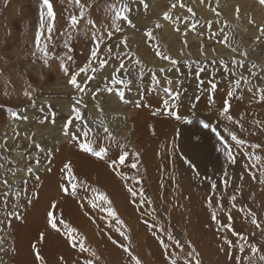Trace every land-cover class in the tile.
Here are the masks:
<instances>
[{"label": "rangeland", "instance_id": "374dc122", "mask_svg": "<svg viewBox=\"0 0 264 264\" xmlns=\"http://www.w3.org/2000/svg\"><path fill=\"white\" fill-rule=\"evenodd\" d=\"M107 1L108 2H104L106 4L108 3L107 9L105 6L92 9L98 1H86L87 4L84 8L85 16L83 20L79 21L78 29L72 28L69 24V20L65 24L60 21L53 28L51 39L49 40L47 39L49 35L47 28H44L40 43L41 45L46 43L49 47L50 53L54 56V58L50 59L48 66L55 67L56 72L59 73L61 58L65 57L64 50H67V48L64 47L65 42H67L71 48L82 46L81 44H93L89 42L88 39H92L94 31L93 29L87 30L85 26L88 24L87 21L89 19L95 22L105 21L108 9L111 6L110 1ZM126 1L127 0L124 2L131 6V12L129 13L130 18L146 28L148 32L158 33L153 26L155 24H159L160 26L164 24V19L162 17L164 13L162 14V12H160V17L151 18L147 11H142L143 5L139 4L137 0ZM157 1H159L158 4L161 3V0H154L152 2L156 5L155 3H157ZM175 1L176 2L173 3L174 5L177 4V6H172V8L178 10L177 8L183 6L186 0ZM242 1L241 4H245V7L249 8L251 6L256 8L259 13L261 12L264 14V5H262V7L259 0ZM50 2H52V0H50ZM83 2L85 3L84 0H81V3ZM54 3L56 5H63V8H61V6L58 7V10L61 11V19L64 18L68 12L76 13L79 17L80 9L76 5L75 0H54ZM145 3L149 5L148 0H145ZM256 4L260 5L257 6ZM41 5L42 0H27L24 2L0 0V12L13 14L11 17L16 19L15 22H11L6 17H0V32H3L5 31V28H8L16 33V39L12 41L7 40L5 46L7 49L8 47L11 49V55L14 53L16 56L20 57V55L24 53V57L32 66L44 64L43 61L38 58V55H32V53L36 51V33L40 31L39 19H41ZM132 7H134L133 12ZM164 8L172 17L173 13L171 12L170 7L165 6ZM156 9L157 8L155 7V10ZM187 9L193 8L188 6ZM224 12H230L229 8L225 5ZM191 13L197 17L202 16V14L195 12L194 9ZM248 17L253 20L252 15H249ZM226 18L227 17L214 18L212 16L208 21L203 22V26H205L206 29L211 30L214 24H218L219 29L217 31L221 33V30H227L230 27V23ZM174 19L181 20L180 22H182L183 16L179 18L172 17L171 20ZM29 20L32 23V27H29ZM167 22L172 21L169 20ZM174 24L177 25L176 23ZM198 25L199 22L197 21L192 24V27L196 29L201 28ZM263 26L264 25L260 26L262 28L258 29L257 44L259 48L264 49V45L262 44V40L264 39V35H262V30H264ZM242 29L243 28H241L240 31H242ZM247 29H249L248 26H245L244 30ZM163 30L164 29L161 31ZM206 33L204 32L200 35L194 33L192 35L193 37H189L187 40L195 41V37H197L204 38L206 43L211 46L214 44H225V42H216L215 39L208 38ZM185 34H189L186 29ZM245 35L248 36L249 34ZM126 37L141 39L142 33L131 30ZM105 39L109 40L107 36ZM113 40L114 38L111 37V41ZM196 42H199L200 44L201 40H197ZM192 44L195 45L196 43L192 42ZM23 48L26 50L25 52L20 51ZM238 48L239 47H237V49ZM13 49H15V51ZM228 53L229 51H224L223 54ZM71 55L73 60H71L70 63L74 66V60H76L75 68L80 69L81 67L87 66L79 56L76 54ZM161 69L162 68L154 70L151 74L152 77L146 75L149 73L147 72L149 69H147L146 72H144V70L142 71L143 76L140 75L141 70H138L137 73L134 72L132 74L133 77L129 79L132 80V84L129 86L130 90L125 89V91L129 92L132 99H135L136 94L140 92L139 97L143 96L141 98L142 102H149L151 106H155V99L148 98L147 94L156 86L154 82L159 79L158 77L160 74L168 75L170 72L165 68H163L164 72L161 71ZM180 69L177 67L176 70H178V72L176 71L175 74L173 73V76H170V78L169 75H164L165 78H169V81H172V84L167 88L173 89L171 94L165 93L164 95H161L164 98L170 97L167 99L170 100L167 108L163 103L164 100H162L160 104L157 103L159 105V107H157V112L158 114L159 112H163L161 117H165V119L168 120V127H161L160 130L157 131L156 129L159 128V125H148L150 126L149 129H144L145 133L143 131L140 136L137 130L133 127L134 124L132 119L134 118L131 116L130 112V110L133 109V103L136 102V100H131V102L126 103L127 106H129H126V108L120 107L118 105L119 103L116 104L120 113L132 118L129 120V123H131L129 124V127L134 128L135 132L138 133L136 138H134L135 141L131 140L129 135H127L128 138L135 145L137 143L144 145L142 147V152L136 147H134L133 150V148L129 147L132 145V142L130 141L128 143V139L119 134L120 136L118 135V138L120 140H125L126 142L122 152L127 150L129 152V157L126 158V166H118L117 171L122 170L127 176L136 177V179L140 180L142 182L140 187L144 189L146 197L150 199L152 203L144 204L142 207L139 204L133 203L132 197L127 192V187L132 186L131 183L122 180L121 177L116 175V173L108 166L107 170L112 174L111 176L109 175L110 182L106 180L104 175L101 176L100 182H98L95 170L82 159L85 155H80L81 158H78V160H80V168L82 169V181L88 185V188H78L79 194L76 198L68 197L63 192L60 193L56 191L55 200L53 198L54 192L53 197L51 198L54 201H50L51 199L46 200V194L47 197L48 195H52V191H49L46 188V182L54 181L53 175L57 172V170H55L54 173L48 171L45 174H38L37 176L30 178V180L32 179L31 183H34L31 188L34 191V194L30 198L29 196H25V193H22L25 187L21 189L22 191L17 188L16 191L10 194V196H14V194L19 191L17 192L19 195L16 194L19 199L18 202L23 198H27L26 202L23 203L24 205H17L14 203L13 206H15V208H3L0 205V216L2 217L0 220V247L3 251L0 254L2 255L3 253H6L9 257L7 262L4 263L2 262L4 257L0 256V264H16V257L23 258H21V260L18 259V264H33L29 256V253L31 252L35 253L34 256H32L33 261L35 260V264H41V261L36 259L37 250H39L40 255L43 257V264H53V262L54 264H83L84 258L88 256L89 253L81 254L78 247L75 249L71 248L67 241V237L63 235V232L57 233L55 230L51 229L49 225L46 226L45 224L47 222V213L52 210L51 205L53 203L57 206L54 213L57 219L63 218L66 223L74 227L78 233L85 238L86 247L93 250L99 257L97 264H134L132 257L138 258L141 261V264H170L172 259H176L177 264H184L186 259H191L193 264H195L196 259H199L201 264H264V260L260 259L261 256H264V182H262L264 181V177H261L260 175L261 171H264V124H254L251 117H248L247 114H238V112H229L228 114L234 118V121H239L240 123L229 122L227 119H223L225 118L224 116L223 118H220L219 115L218 120L216 121L213 118L214 116L210 117L209 115L200 112L198 114L197 112L192 113L187 117L189 120L192 118V123H186L185 119H183L184 121L182 120L178 122V124H181V127L190 126V124L196 125V127L184 130L181 129V127L179 128V126H175V129H172L171 119L173 116H168V112L175 111L180 116L182 115L180 113L179 99L175 98L176 93L179 94V98L181 94H185L186 96L190 89L189 85L191 83L194 85V81L199 85L197 84L195 87L198 95H196L192 103H194L195 99L198 97L205 96L209 92L210 94H212V92L220 93L216 80L213 83L216 85L215 89H213L211 85L207 84L206 86L204 82L200 81L199 78L203 72L199 71L198 75L196 73L194 75L196 80H194L192 76L191 81L189 79V72H186V69H183V67H180ZM225 69L230 73L229 67H225ZM96 72L94 74L90 73L89 76H96ZM101 75L103 79H105L109 74L102 72ZM213 75L214 74L212 73L210 76ZM51 76L55 78V76ZM145 77L150 81L146 80ZM153 77H155V80H153ZM126 78L125 80H128L129 77ZM257 78L258 80H261L259 75ZM98 80L99 78L97 77V81ZM78 82L80 83V81ZM91 82H95L94 79H92ZM225 82L228 85L227 89H230L229 83L227 81ZM175 83L177 84L175 85ZM88 84L91 85L87 79L81 83L82 87ZM93 85L85 89L84 92H79L83 94L82 97L85 99L92 97L91 99H93V96L91 95L92 91L95 90ZM150 85L152 88H149ZM103 87L104 86H100L99 88ZM207 88H211V91ZM134 90H137V92L131 96V93ZM241 91L248 92L249 90L243 84L239 86L236 85L233 90L234 98L228 95L227 100L225 96V99L223 98L221 101H223L224 104L227 101L228 104L234 108H237V104H240L241 102L249 104L252 100V97H250L252 94L248 92L244 97ZM47 96L50 97L53 95L48 94ZM257 98H260V96ZM66 100L67 99L64 98V96L60 99L61 103ZM95 102L96 100H93V103ZM204 106H206V103ZM30 109L32 110V107L24 109L25 114H35L36 111L34 110L31 112ZM115 114L117 113L115 112ZM155 118L156 117H154V119ZM94 120L95 119H91V121ZM198 120L208 121L213 126H219L218 131H220L221 134L226 132L225 128H227L229 131L235 132L238 137L247 141L243 146H235L234 142H231L230 137H227L224 133L222 134L233 145L231 151L235 157V163L226 159L216 135L210 130L202 128L200 123H198ZM150 122L156 123L155 121ZM105 124L111 125V128H115V125L111 124V119L108 117L105 118ZM241 124L243 125L242 128L240 126ZM62 127L63 126L60 125V127H54L53 129L56 128L57 130L55 129V131L60 130V135H62ZM169 129H172L170 132L171 135L168 134ZM55 131L48 133L45 140H49L53 136L55 138ZM133 131V129H130L129 133ZM46 134L47 130H44V135ZM93 136L96 137L95 135ZM167 138L168 142L166 143ZM102 144L107 147L105 142H102ZM252 144H259L262 147L252 149L250 147ZM146 145H148V149L145 148ZM40 152L43 151H38V153ZM136 152L138 154L140 153L138 158L132 156V153ZM245 152H253L256 156L261 157V161L256 163L255 168L251 167L254 160L244 156L243 154ZM143 153L145 154L143 155ZM162 153H164V156ZM64 154L66 153H63V158L65 157ZM35 156L36 155L32 157ZM54 156L55 155H53L52 158H54ZM89 159L94 161V159L90 157ZM186 160L191 162V167L189 166V163H185ZM133 161L137 163L136 169L130 168V164ZM68 162H71V160H67L64 163ZM103 165H105L104 162ZM4 172L6 173H3L5 174L3 180L8 181L10 177L7 174L13 175V173L7 171ZM61 174L63 173L61 172ZM253 174L255 178L253 177ZM41 175L42 177H40ZM57 178H60L59 175ZM225 180H227V184H225ZM10 183L14 184L15 179H10ZM213 183L216 185L215 188L212 187ZM29 184L24 183V186H28ZM3 186L5 187L4 183L0 188H3ZM92 188H96L100 192L108 195L112 202L113 209L124 222L121 231L126 232L129 239L125 240L120 236L119 232L115 230L120 226L115 225L114 222L110 221L106 212H101L99 207L94 209L88 204V200L96 195L91 191ZM1 190L2 189H0V192ZM137 191H139V188H137ZM233 196L236 197L234 202L232 200ZM80 198L83 199L79 200ZM59 201H62L60 207L58 205ZM209 201H211L212 207H209ZM153 209H155V211H153ZM13 211L17 215H9V212ZM213 212H215L217 217L215 221L211 218ZM249 212L254 214L259 227L257 224L252 223L253 216L249 215ZM66 214H70L71 217L64 218L63 215ZM229 215L231 216V219H229ZM153 216L156 217L155 220L152 219ZM146 221L147 223H145ZM110 223H112V227H109ZM149 225H155V227H150ZM228 225H231V228H229ZM161 228L166 229L167 232H171L175 239L181 241L183 247H176L173 241L168 239L166 233L161 231ZM233 232H235L236 235H233ZM41 233L44 234L43 239H41ZM3 235L4 238H2ZM109 236H111L112 239L117 240L118 243L113 244L109 239ZM158 237L168 244L169 247L167 250L162 247ZM225 238L232 241L233 247H228V245L225 244ZM56 240H58V242ZM121 241L123 247L120 244ZM51 244L54 245L52 246ZM189 244H191V247L188 246ZM241 245L244 248L243 252L240 251ZM252 246H255L258 251L253 253L251 251ZM124 247L129 249L132 253V257L124 251ZM222 247L224 248V251H221ZM19 248L22 249L23 252ZM193 248L199 255L189 257L187 253L191 252ZM168 253H172L173 255L169 256Z\"/></svg>", "mask_w": 264, "mask_h": 264}, {"label": "bare ground", "instance_id": "6f19581e", "mask_svg": "<svg viewBox=\"0 0 264 264\" xmlns=\"http://www.w3.org/2000/svg\"><path fill=\"white\" fill-rule=\"evenodd\" d=\"M13 1L24 2L27 0ZM97 1L98 2L95 3L92 9H97L101 6H105L106 9L108 8V3H104L108 2L107 0ZM109 1L111 5L115 4L117 7L120 6V0ZM124 1L125 0H123V2ZM148 1L149 5L147 10L142 7V11H147L151 18L160 17V12H162V14L166 12L164 7L168 6L170 7L171 12L173 13L172 17L179 18L183 16L182 22H180L181 20L179 21L177 19H174L170 20L172 22H167L164 20V24L160 27H156L157 24H155L153 27L158 33L151 32L152 37L146 36V33H148V31L139 23L133 21L135 27H130L126 22H124L122 25V31L115 33L112 36V38H114L113 41H111V39H105L100 45L101 49H103V46L104 49L101 50L99 53V60L92 58L90 55L91 50L95 47L97 43V41H95L93 37L92 39H88L89 42L93 43L92 45L81 44L82 46L71 48V54H76L77 56H79L80 59L85 63V65L88 66V71L82 73L78 77V81H80V83L84 82L86 80V77L89 76L90 73L94 74L97 71L96 76H94L95 82L89 81V83L91 85L94 84V89L100 86H104V84L108 83V81L106 79H103L101 75L102 72L108 73L109 75L113 74L114 70H118V61L121 58L123 59V62L125 63L128 69V72L131 73V75L125 73L122 76L124 80L126 77H129L128 80L131 79L133 77L132 74L134 72L137 73L138 70H141V72L144 70V72H146L147 69H149L147 71L149 73L146 75L152 77V72L159 68H165L170 71L168 74L170 78V76H173V73L175 74L176 71L178 72V70H176L177 67L179 69L180 67L186 69V72H189V79L191 80L193 76L194 80H196L194 75L197 73L199 67L200 69H204V71H201L203 73L199 78L200 81L204 82L207 86V84L212 85L216 80L220 89V93L212 92V94H210L209 92L205 96L198 97L197 99H195V102L192 103L196 95H198V92L195 89L198 83L196 81L193 82L194 85H192L191 83L189 85L190 89L186 96L185 94L180 95L178 102H180V113L182 114V119L177 120L173 116L171 119L172 129H175V126H179L180 128L181 124H178V122L182 121L184 118H187L192 113L198 112L199 114L200 112L209 115L210 117L214 116L213 118L216 121L218 120V115L220 118H223V116L221 115V111L225 104L221 100L223 98L225 99V96L227 100L228 93L231 91L232 95L230 97L234 98L233 90L236 86L237 80H240V85L243 84L249 90L248 92L252 94L250 96L252 97V100L249 104H245L244 102L237 104V108H234L230 105L229 112L247 114L248 117L252 118L254 124H256L257 122H259L257 124L260 125L264 124V71H262V69H264V49L259 48L257 44V36L259 33L258 29L262 28L260 26L264 25V14L261 12L259 13L256 8H253L251 6L249 8L245 7V4H241L243 2L242 0H184V5L179 6L177 8L178 10L172 8V6L174 5L173 2H176L175 0H161L160 4H158L159 1H157V3H155L156 5H154V2H152L154 0ZM51 3L53 4V10L55 14L54 21H52L53 28L60 21L64 22L65 24L69 20L71 15H76V13L68 12V14H66L65 17L61 19V11L58 10V7L61 6V8H63V5H56L54 3V0H52ZM224 5L229 8V13L224 12ZM256 5L259 6L260 4ZM176 6L177 4L175 5V7ZM188 6L192 7L195 12L202 14V16L197 17L196 15L192 14L191 12L193 11V9L189 11V9H187ZM155 7L157 8L156 10ZM133 10L134 7H132V12ZM43 11L45 25H47V23L49 22V18L47 17L46 8ZM112 14L113 13L111 11L110 6L105 21L96 22L95 28L90 24H87L85 28L87 30L93 29L96 35H105L106 37V31L114 32V29L111 28ZM12 15L13 14L10 13L0 12V17H6L11 22H15L16 19L12 18ZM249 15H252L253 20L249 19ZM212 16L214 18L227 17L226 20H228V22L230 23V27L227 30H221V33L217 31L219 29L218 24L213 25V27L211 28L212 31L206 29L205 26H203V22L208 21L210 18H212ZM39 20L41 21V19ZM197 21L199 22L198 26L201 27L199 29L192 27V24L194 22L196 23ZM174 23H176L177 25H175ZM28 24L29 27H32V23L30 22V20L28 21ZM185 25H187V27H185ZM245 26H248L249 29L244 30ZM45 27L47 28V26ZM75 28L78 29V25ZM241 28H243L242 31H240ZM162 29L164 30L161 31ZM185 29L189 32L188 35L185 34ZM131 30H133L134 32L142 33V38L135 39L131 37H126V35L129 34V31ZM204 32L208 35V38L215 39L216 42H225V44L221 43L214 44L211 46L210 44L206 43L204 38L197 37H195V41L187 40L189 37L192 38V35L194 33L196 35H200ZM245 34L249 35L247 36ZM15 39L16 33L11 29L5 28V31L0 32V187H2L3 185V176L5 175L3 173H6L4 171L12 172L13 175H7L10 177V179H15L14 184H11L9 179L8 184L5 185V187L3 186V188H0L2 189L0 192V205L3 208H15V206H13L14 203H16L17 205H21L26 202L27 198H23L20 200V202H18L19 199L17 198L16 194L19 191L14 194L15 197L10 196V194L16 191L17 188L21 190L23 189V187H25L23 191L21 190L22 193H25V196H29V198L33 196L34 191L31 188L34 183H31L32 179L30 180V178H33V176H37L38 174H45L48 171H52V173H54L55 170H57V172L53 175L54 181L46 182V188L49 191H52V195H48L47 197L46 194V200L51 199L53 197V192V198L55 200V192L58 191L61 193L60 184L63 182V178L65 175V173L62 171L63 166L65 164L64 162H66L67 160H71V165L74 172L77 174L78 179L82 181V169L80 168V160H78V158H81L80 155H85L82 157V159L85 160L86 164H89L93 167L97 174L96 178L98 182H100V178L102 175H104L106 177V180L110 182L109 179L112 174L109 170H107V164L105 163V161L96 159L95 157H92L89 154L83 153L79 150V148L75 147L72 142H70L66 137H64L63 134L60 135V130L55 131V129L60 127V125L63 126V123L69 115L71 107L76 103L77 100L81 101L80 110L85 116V122L88 123V126L92 129V131L89 133L90 137H94L93 135H95L96 138H99L100 142L102 141L107 144V147L109 148V157H117V155L121 154L122 150L125 147L126 142L125 140H120L118 138L119 134L124 138H127L129 143L131 140L135 141L134 138H136V135L138 133L141 136L144 129H149L150 126L148 125H159V128L156 129L157 131H159L161 127H168V120H166L165 117H161L163 112H159L160 115L157 112V107H159L158 104H160L162 100L170 98H164L161 96L165 94L164 89L169 86V78H165V76L168 75L160 74L159 72V79L154 82L156 86L153 87V90H147L149 91L147 97L155 99V106H151L149 102H142L141 98L143 96L139 97L140 92L136 94L135 99H132L130 97L129 92L126 91V99L129 102H131V100H136L139 101L142 105L140 107H137L136 103H133V109L130 110L131 116L134 118L132 119L120 113V111L117 109L116 104L119 103L118 105L123 108H126L127 104L119 101L118 98L114 95H108L106 93L103 95L98 94V98L91 99L92 97H90V100L88 98L85 99L84 97H82L83 94L79 93L80 91H78L75 87L71 86L70 84L67 85L69 76H66L64 74L60 66L59 73H57L56 68L52 66H46L44 64L32 66L30 62L27 61L24 57V53H22L20 57L16 56L13 52V54L11 55V49L9 47L8 49L6 48L5 42L7 40L12 41ZM125 39L127 40V47H124L122 44V41H124ZM197 40H201L200 44L199 42H196ZM192 42H195L196 44L194 45L192 44ZM262 44L264 45V39L262 40ZM105 45L114 49L110 56L107 55V49L105 48ZM237 47L239 48L237 49ZM233 49H235V51H233ZM13 50L15 51V49ZM222 50L229 51V53L223 54L224 51ZM20 51L25 52L26 50L23 48ZM64 51L65 53H67L68 49H65ZM157 51H160L170 56L172 59L177 60L178 64L175 66L176 68L170 65L169 60H163L159 56H156L155 53ZM117 53H119V56L117 55ZM244 53H246V55H244ZM104 59L108 60V64H106L104 68H100L99 63ZM137 59L141 61L139 65L135 63ZM129 61H131V63H129ZM221 61H223V63H221ZM235 61H240L241 64H237L235 63ZM64 62L69 66L71 73L78 72L79 68L74 67L76 64V60H74V66L70 63V61H67L66 58L64 59ZM254 64L256 65V67H253ZM226 66L229 67L230 73L226 71ZM93 68L95 69V71H93ZM119 71L123 72L124 70L119 69ZM212 73L214 75L210 76L212 75ZM253 73H255V75H253ZM51 75L55 76V78ZM258 75L261 80H258ZM97 77L99 78L98 81ZM145 78L146 80H149L147 77ZM157 81L159 83H157ZM225 81L229 83L230 89H227L228 85ZM176 84L177 83H175V85ZM150 87L151 85L149 86V88ZM207 89L211 91V88ZM26 92L30 93L32 98L31 100L29 99V96L25 95ZM136 92L137 90H134L131 93V96ZM248 92L241 91L244 97ZM48 94H52L53 96L49 97L47 96ZM63 96L67 100L62 102V104L60 99ZM259 96L260 98H257ZM93 100H96V102L93 103ZM168 101L170 102V100ZM205 103L206 106H204ZM49 105L51 106V108L49 107ZM85 105H87L86 108ZM97 105H99L100 107H96ZM28 107H32V110L30 109V111L33 112L35 110V114H25L24 109ZM101 108L103 109L102 111ZM10 109L23 113V115L28 117V119H13L10 115ZM41 109H44V111H42ZM53 110L55 112L54 124L50 120H45V117H49ZM115 112L117 114H115ZM107 117L111 119V124H114L115 128H111V125L105 124V118ZM154 117L156 118L154 119ZM91 119L95 120L91 121ZM130 119L133 120V127L137 130L138 133L135 132L134 128L129 127V124H131L129 123ZM150 121H155L156 123H152ZM54 127L56 128L53 129ZM105 127L108 129V132L104 131ZM193 127H196V125L190 124V126H182L181 129H192ZM130 129H133L134 131L129 133ZM172 129L168 130V134H170ZM44 130H47L46 135H44ZM54 131V135H56V137L54 138L53 136L49 140H45L48 133H52ZM223 133L224 135L229 137L227 132ZM109 134L111 138H108ZM127 135H129V138L131 140L128 138ZM168 138L166 140V143L168 142ZM37 144L41 145V147L45 150L43 152L38 153V151L41 150L35 147V145ZM4 145H6V147ZM143 146V144L137 143L135 145L132 142V145L129 147L133 148V150L134 147H136L142 152ZM147 146L148 145L145 146L146 149H148ZM63 153H66L64 154V158L62 157ZM144 154L145 153H143V155ZM162 154L164 156V153ZM34 155L36 156L32 157ZM53 155H55L54 158H52ZM89 157L94 159V161L90 160ZM37 160H39V163L36 162ZM103 162L105 165H103ZM28 167H32V175L28 174ZM61 172L64 175L61 174ZM58 175L60 177L59 179L57 178ZM40 177H42V175ZM25 180L27 181L26 183H30L28 186H24ZM81 199L83 198H80L79 200ZM54 200L51 199L50 201ZM61 203L62 201H59V207ZM63 217L65 218L71 216L70 214H66L63 215ZM1 219L2 217L0 216V220ZM45 224L46 226H48L47 222ZM2 238H4V235L2 236ZM56 241L58 242V240ZM1 249L2 248L0 247V253L3 252ZM20 250L22 251V249ZM34 254L35 253L32 252L29 253L30 259L32 260L33 264H35V260L33 261L32 259V256H34ZM0 256L4 257V260L2 262L6 263L9 258L8 255L6 253H3L2 255L0 254ZM21 258L22 257L15 258V260H17L16 264L19 263L18 259L21 260Z\"/></svg>", "mask_w": 264, "mask_h": 264}, {"label": "snow or ice", "instance_id": "6c2138e0", "mask_svg": "<svg viewBox=\"0 0 264 264\" xmlns=\"http://www.w3.org/2000/svg\"><path fill=\"white\" fill-rule=\"evenodd\" d=\"M137 2L141 5H143L144 9L147 10L148 4L145 3V0H137ZM259 2L261 5H264V0H259ZM75 3L79 7L80 12H79V17L77 15H74V14L70 16L69 24L72 28L77 27L79 21L83 20L84 16H85L84 8L86 6V0H85V3H81V0H75ZM173 7H175V5H173ZM45 8L47 10V17L49 18V22L47 23V25H45V21H44V11L43 10ZM111 11L113 13L111 16V28L114 29V32L113 31H106V36L109 40L111 39V37L115 33L122 31V25L124 22H126L128 24V26H130V27H135V24L129 15V13L131 12V6L128 3H125V2H123V0H120V6L119 7H117L115 4L111 5ZM189 11H191V9H189ZM40 16H41L40 31H38L36 33V51L33 52L32 55L33 56L38 55V58L41 59L43 61V63L47 66V65H49L50 59L54 58V56H53V54L50 53L48 45L46 43L44 45H41L40 41H41V37L43 35V30H44L45 26H47V31L49 34L47 39H49V40L51 39V33L53 30L52 21H54L55 14H54V10H53V4L50 2V0H42ZM163 19L165 21L171 20L172 19L171 14L169 12H164ZM87 23L92 25L94 28L96 26V22L91 20V19H89L87 21ZM157 27H160V25L157 24ZM185 27H187V25H185ZM262 35H264V30H262ZM146 36L152 37V33L148 32V33H146ZM93 39L95 41H97V43H96L95 47L91 50L90 55L92 58L99 60V53L101 51L100 45L105 40V35H96L94 33ZM122 44L124 47H127L128 46L127 40L125 39L124 41H122ZM64 47L68 49V52L65 53L64 58H61L60 67H61L62 71L64 72V74L66 76H69L68 84L75 87L78 91L84 92L85 89L87 87H89V85H85L84 87H82L81 83L78 82V77L82 73L87 72L88 68H87V66H84V67H81L78 72L71 73L69 66L64 62V59L66 58L67 61L73 60V57L71 55L72 49L67 42H65ZM105 48L107 49V55L110 56L114 49L111 47H108L107 45H105ZM233 51H235V49H233ZM117 55L119 56V53H117ZM155 55L159 56L163 60H169L170 65L172 67H175L178 64L177 60L172 59L170 56H168V55H166L160 51H157L155 53ZM244 55H246V53H244ZM129 63H131V61H129ZM135 63L139 65L141 63V61L139 59H137L135 61ZM221 63H223V61H221ZM235 63L241 64L240 61H235ZM106 64H108V60L104 59V60L100 61L99 67L104 68ZM253 67H256V65L254 64ZM226 68H227V66H226ZM119 69H122L124 71L120 72ZM163 70L164 69L162 68L161 71H163ZM169 70H171V69H169ZM93 71H95L94 68H93ZM199 71H204V69H200L198 67L197 75L199 74ZM262 71H264V69H262ZM125 73H127L128 75H131V73L128 72V69H127L125 63L123 62V59L121 58L118 61V70H114L113 74H110L108 77H105V79L108 81V83H105L103 88L97 87V89L92 91L91 95L93 96V98L94 99L98 98L97 94L103 95L106 93L108 95L116 96L118 98V100L123 102V103H129V101L126 99L125 89L130 90L129 85L132 84V81L131 80H124L122 78V76ZM140 75L143 76V73L141 72ZM253 75H255V73H253ZM86 79L91 81L92 79H94V77L87 76ZM153 80H155V77H153ZM157 83H159V82L157 81ZM168 84L171 85L172 81H168ZM236 85L237 86L240 85V80L236 81ZM211 87L213 89H215L216 85L212 84ZM164 91L166 94H171L172 89L171 88H165ZM25 95L29 96L30 100L32 99L30 93L26 92ZM228 95L231 96L232 93L229 92ZM175 98L179 99L178 93H176ZM80 103H81V101H79V100L76 101V103L71 107L69 115L66 118L65 122L63 123L62 132H63L64 137H66L70 142H72L73 145L75 147L79 148V150L82 151L83 153L89 154L92 157H95L99 160L105 161L107 166L109 168H111L113 170V172L116 173V175L120 176L121 179L124 181H129L132 186L127 187V192L132 197L133 203L139 204L141 207L144 204H151L152 201L146 197L144 189L142 187H140V185L142 183L140 180L136 179V177L127 176L122 170L117 171L118 166H126V158L129 157V152L127 150H124L121 154H118L117 157H115V158L109 157V148L106 147L104 144H102L99 141V138L90 137L89 133L92 131V129L88 126V123L85 122V116L82 113V111L80 110ZM135 103H136L137 107L142 106L139 101H136ZM163 103H164L165 107L167 108L169 101L166 99L163 101ZM33 104H34V101H33ZM49 107L51 108V106H49ZM86 107H87V105H85V108ZM97 107H100V106L97 105ZM41 110L44 111V109H41ZM102 110L103 109L101 108V111ZM9 111H10V115L13 119H24V120L28 119L27 116L23 115V113L13 111L11 109ZM229 111H230V105L226 101L225 106L223 107V109L221 111V115L224 116L229 122L240 123L239 121H234V118L228 114ZM168 115L174 116L177 120L182 119V117L175 111H169ZM184 119H185L186 123H192L191 120H189L187 118H184ZM45 120H50L53 124L55 123V112H54V110L52 111V113L49 117H45ZM199 123L202 126V128H204L206 130H210L213 134L216 135L226 159L232 163H235L236 160H235V157L233 156V153L231 151V148L233 145L229 142L228 139L225 138L224 135L221 134L220 131H218V127L213 126L210 122H206L204 120H200ZM257 123H259V122H257ZM240 126H241V128L243 127L242 124ZM104 131L108 132V129L105 127ZM225 131L227 132L228 136L230 137L231 142H234L235 146H243L247 143V141L245 139L238 137V135L235 132L229 131L227 128L225 129ZM108 138H111L110 134H109ZM4 146L6 147V145H4ZM35 147L40 149L41 151L45 150L39 144L35 145ZM250 147L252 149H258V148H261L262 146L259 144H252V145H250ZM243 155L249 157V159H251V160H254V162L251 164L252 168H255L256 163L261 161V157L256 156L253 152H245ZM132 156L138 158L139 154L138 153H132ZM36 162L39 163V160H37ZM185 163H189L190 167L192 166L190 161L186 160ZM130 168L136 169L137 163L135 161H133L130 164ZM62 171L65 173V175L63 178V182L60 184V191L63 192L66 196L77 197L79 194L78 188H84V189L88 188V185H86L83 181L78 179L77 174L74 172V170L72 168L71 162L65 163ZM27 172L29 175H32L33 174L32 167H28ZM260 175H261V177H264V171H261ZM253 177H254V174H253ZM26 182L27 181L25 180L24 183H26ZM262 182H264V181H262ZM3 183L5 185H7L8 181L4 180ZM225 184H227V180H225ZM215 186L216 185L213 183L212 187L215 188ZM137 188H139V191H137ZM91 191L93 193H95L96 195H94L91 199L88 200V204L94 209L99 207L101 212H106L107 217L110 218V221L114 222L115 225L120 226V227H117L115 229L117 232H119L120 236L123 237L125 240L129 239L126 232L121 231V227H123L124 222L120 219L117 212L113 209L112 202L109 199L108 195L104 194L103 192H100L96 188H92ZM17 195H19V193H17ZM235 199H236V197L233 196L232 197L233 202L235 201ZM56 207L57 206L55 203H53L51 205L52 210H50L47 213V224L50 226L51 229L55 230L57 233L63 232V235H65L67 237V241L72 248L75 249L78 247L81 254L89 253V255L84 258L83 264H97V262L99 261V257L96 255V253L93 250L86 247L85 238L82 237L74 227H72L70 224L66 223L63 220V218L57 219L56 215L54 214ZM209 207H212L211 201H209ZM153 211H155V209H153ZM248 214L253 216L252 223L257 224V221L254 217V214H252L250 212ZM9 215L15 216L17 214L13 211V212H9ZM211 218L214 221L217 219L215 212L212 213ZM152 219L155 220L156 217L153 216ZM229 219H231L230 215H229ZM145 223H147V221ZM149 226L155 227V225H149ZM257 226L259 227L258 224H257ZM109 227H112V223L109 224ZM228 227L231 228V225H228ZM161 231L166 233L168 239L172 240L176 247H178V248L183 247L181 241L179 239H175L171 232H167V230L164 228H161ZM43 235L44 234L41 233V239H43ZM233 235H236V233L233 232ZM109 239L112 241L113 244L118 243V241L115 239H112L111 236H109ZM158 239H160V243H161L162 247L165 250H167V248L169 247L168 244L165 243V241L163 239H161L159 237H158ZM120 244L123 247L122 241L120 242ZM225 244L228 245V247H233L232 241L228 240L227 238H225ZM188 246L191 247V244H189ZM124 251L127 252L130 257H132V253L129 251V249L127 247H124ZM221 251H224L223 247L221 248ZM240 251L241 252L244 251V248L242 245L240 246ZM251 251L253 253H255L258 251V249L255 246H252ZM168 255L172 256L173 254L168 253ZM187 255L189 257H195V256H198L199 254L193 248L191 252L187 253ZM36 259L40 260L41 264H43V257L40 255L39 250H37V252H36ZM260 259L264 260V256H261ZM132 260H133L134 264H141V261L136 257H132ZM170 264H177L176 259H172L170 261ZM184 264H193V262L191 259H186L184 261ZM195 264H201L200 260L196 259Z\"/></svg>", "mask_w": 264, "mask_h": 264}]
</instances>
